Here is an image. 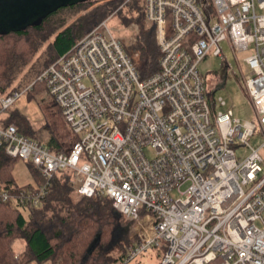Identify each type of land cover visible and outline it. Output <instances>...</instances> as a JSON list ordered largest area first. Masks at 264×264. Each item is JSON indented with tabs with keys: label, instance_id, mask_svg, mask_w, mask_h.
Wrapping results in <instances>:
<instances>
[{
	"label": "built area",
	"instance_id": "obj_1",
	"mask_svg": "<svg viewBox=\"0 0 264 264\" xmlns=\"http://www.w3.org/2000/svg\"><path fill=\"white\" fill-rule=\"evenodd\" d=\"M114 16L38 78L78 137L69 154L0 125V147L42 178L15 191L0 183V201L37 207L55 176L71 171L79 195L108 197L130 223L125 264L154 248L161 264H264V0H145L159 56L138 24L129 37ZM224 42L249 54L257 122L218 112L222 99L210 103L200 65L223 58ZM31 89L0 97V117Z\"/></svg>",
	"mask_w": 264,
	"mask_h": 264
},
{
	"label": "trees",
	"instance_id": "obj_2",
	"mask_svg": "<svg viewBox=\"0 0 264 264\" xmlns=\"http://www.w3.org/2000/svg\"><path fill=\"white\" fill-rule=\"evenodd\" d=\"M128 1L87 2L63 8L49 16L41 25L0 37V97L11 96L32 86L26 97L30 101H36L40 109L42 106L46 108L49 118L45 116L44 108L42 112L48 122L50 139L47 143L39 140L33 123L14 107L2 114L0 125L16 126L21 135L39 141L52 153L69 154L78 137L66 123L59 107L46 100L44 92L47 87L45 83L39 82L38 78L51 65L66 56L78 41ZM132 1L136 8L130 6L128 15L136 13L139 14L138 18L132 15L134 18L127 16L131 20L123 17L122 21L125 25L128 21H137L142 26V33L151 50L159 56L154 31L144 23L145 0ZM63 11L74 13V16H78L79 11H86V14L71 23V20L67 19L53 24L55 18ZM51 39L53 42L41 58L47 61L33 80L30 82L31 78L27 79L30 83L26 86L23 83L15 85L16 72L30 65ZM225 76L226 74L214 76L218 79L215 85L208 82L211 105L215 103L213 93L225 85ZM20 160L9 157L0 147V183L3 189L15 191L31 188L17 185L14 179L13 170ZM29 167L40 185V172L31 162ZM76 183L73 172L61 171L55 176L49 195L37 207L12 208L0 201V264H125L124 257L113 259L100 250L111 242L117 227L131 230L130 223L116 212L108 197L88 199L79 195L75 188ZM97 237L100 238L101 245L89 255L88 249ZM18 240L25 243L21 255H18L14 248Z\"/></svg>",
	"mask_w": 264,
	"mask_h": 264
},
{
	"label": "rangeland",
	"instance_id": "obj_3",
	"mask_svg": "<svg viewBox=\"0 0 264 264\" xmlns=\"http://www.w3.org/2000/svg\"><path fill=\"white\" fill-rule=\"evenodd\" d=\"M104 1L107 0H89L90 3L104 2ZM130 6L136 8L135 3L132 0H129L114 14L110 15V16L115 15L114 19L110 22V24L120 26L125 30L127 36L133 37L135 36V33L129 28V26H131L132 24H138V22L128 21L125 25L124 22L122 21L123 17H127V16L129 17L134 16L138 18L139 14L136 15V13H132L131 15H128L129 10L131 9ZM73 14L74 13L66 12V11L60 12L59 15L53 21V24L54 22L60 23L61 21L67 19H70L71 20L70 23H71L77 20L79 16L85 15L86 11H79L78 16H74ZM129 17H127V19L131 20ZM138 25L142 32V26L140 24ZM51 42H53L52 39L47 41L46 48H42L38 52V54L35 56L34 60L30 65L24 67L18 73L16 72V79L14 82L15 85L23 83L26 86L28 83H30L33 80L35 74L47 61V60H41V58H43L42 56L49 48ZM147 45L149 46L148 41H147ZM221 47L224 52L223 58L216 57L212 53L200 65L201 73L204 75V77L208 78L209 82L212 81L210 79L214 76L217 75L224 76L226 74L225 85L223 87L217 88L216 92L213 93L214 94L213 98L218 101L222 99L225 103V106L224 107L218 106L216 107V110L218 112H223V113H226L227 111L231 110L233 111L234 116L240 119L243 123L247 121L257 122V114L254 110V107L250 101V98L247 94L245 87V81L252 77V71L250 70V68L245 63L244 60L246 57H248L249 54L234 53L228 42L222 43ZM152 60H154L153 56H152ZM29 78L31 79L29 80ZM27 79L30 82H27ZM44 96L47 101H51L55 103V101L47 94V91L44 92ZM23 100L27 101V97L23 98L21 101ZM26 107L30 108L31 110L34 109L31 105L29 106V104H27ZM43 108L44 107L42 106L40 109L38 105V109L36 110V113L33 116V120L34 123H36L35 129L37 130L36 133L38 139L47 143L48 140L50 139V134L49 131L47 130L48 122L45 120V116L49 118V115L47 114L46 108H44L45 116L43 115L42 112ZM259 144H260L259 141L256 140L250 141V145L252 147H257ZM240 153L244 157L250 153V150L244 149L240 151ZM148 154L150 157H153L152 152L149 151ZM29 165H30L29 161L21 159L16 164L13 170L14 179L17 185L21 187L31 186L32 188H36L38 187V182L34 177V175L32 174ZM75 188H78L77 183L75 184ZM186 188L187 186H184L183 189L185 190ZM132 234L133 233L131 232V230H129L128 232L124 228L122 229L120 227H117V229L114 232L113 238L111 239V242L108 245H105L104 247L101 248L100 250L101 253L106 254L113 259L124 257L129 247L133 244ZM100 245L101 244L99 243L97 247H100ZM14 248L16 252L19 253L18 255H21L22 251L25 248L24 241L23 240L16 241ZM162 253H163L162 249L154 248L151 251H149L147 254H144L143 256H140L136 260L127 264H161Z\"/></svg>",
	"mask_w": 264,
	"mask_h": 264
},
{
	"label": "water",
	"instance_id": "obj_4",
	"mask_svg": "<svg viewBox=\"0 0 264 264\" xmlns=\"http://www.w3.org/2000/svg\"><path fill=\"white\" fill-rule=\"evenodd\" d=\"M87 2L89 0H0V37L41 25L60 9ZM100 241L99 237L95 239L88 249L89 255Z\"/></svg>",
	"mask_w": 264,
	"mask_h": 264
},
{
	"label": "crops",
	"instance_id": "obj_5",
	"mask_svg": "<svg viewBox=\"0 0 264 264\" xmlns=\"http://www.w3.org/2000/svg\"><path fill=\"white\" fill-rule=\"evenodd\" d=\"M210 80H212L211 82L213 85H215L217 83L216 81H218V79H216L215 77H212ZM27 101L26 100H23V101L20 100L14 108L17 109L18 111H20L24 116H26L35 126L36 123H34L33 116L35 115L36 110L38 109V104L36 101H30L28 98H27ZM27 104H29V106L31 105L34 109L31 110L30 108L26 107ZM23 252H24V250L22 251V253ZM17 254H19V253H17Z\"/></svg>",
	"mask_w": 264,
	"mask_h": 264
}]
</instances>
